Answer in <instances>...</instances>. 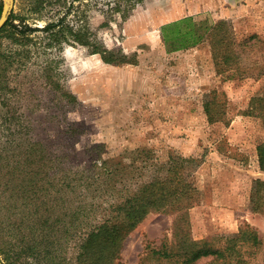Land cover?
Instances as JSON below:
<instances>
[{
	"label": "rangeland",
	"instance_id": "374dc122",
	"mask_svg": "<svg viewBox=\"0 0 264 264\" xmlns=\"http://www.w3.org/2000/svg\"><path fill=\"white\" fill-rule=\"evenodd\" d=\"M58 1L32 13L34 0H15L13 12L38 28L67 14L66 23L75 31L87 26L92 45L126 63L110 65L91 46L56 45L46 33L30 34L33 41L25 49L31 55L23 59L25 66L16 62L7 68L3 85L8 89L0 95L2 232L14 237L30 231L16 227L35 210L33 197L16 194L20 187L24 190V176L30 184L36 172L69 174L90 169L100 154L117 159L148 148L158 162L168 161L170 154L202 161L193 175L201 202L189 211L194 239H217L246 223L264 239V213L253 212L250 204L254 180L264 181L257 155L264 130L259 118L247 114L251 100L264 94V0H145L126 22L116 13L111 21L108 6L114 0H65V6ZM4 5L0 0L2 11ZM185 18H192L201 35L215 23H231L241 72L232 79L227 78L231 70L218 73L209 39L177 51L165 45L161 28ZM2 41L5 52L18 48L9 39ZM61 90L75 99H66ZM214 90L226 103L229 124H211L204 112L206 96ZM33 145L43 148L42 163L48 168ZM30 152L35 157L28 158ZM9 171L15 174L12 182ZM52 219L56 232V217ZM177 219L149 215L126 241L122 263L138 264L148 245L159 247L172 239ZM75 254L72 244L68 256ZM0 259L8 263L3 255ZM17 264L38 263L27 258Z\"/></svg>",
	"mask_w": 264,
	"mask_h": 264
},
{
	"label": "trees",
	"instance_id": "16d2710c",
	"mask_svg": "<svg viewBox=\"0 0 264 264\" xmlns=\"http://www.w3.org/2000/svg\"><path fill=\"white\" fill-rule=\"evenodd\" d=\"M114 1L108 6L112 13L111 21H115L113 14L116 13L126 22L131 11L145 0ZM123 2L125 5H121ZM51 4L50 0H34L31 12H39ZM62 4L65 6L66 1ZM1 15L2 8L0 18ZM66 17L67 14L38 28L31 27L24 17L12 12L0 30V95L3 89H8L3 85L7 68L16 62L25 66L23 59L31 55L25 49L33 41L31 33H46L56 45L77 43L91 46L93 54H98L110 65L126 63L117 61L107 49L92 45L88 27L75 31L66 23ZM192 22V18H185L162 27L163 43L177 51L195 47L209 39L218 73L224 75L231 70L233 73L227 76L228 79H232L235 72L240 73L242 59L231 23L220 21L207 27L205 35H201V28L193 26ZM3 38L18 48L11 52L3 51ZM244 72L243 69L241 78L246 77ZM61 94L66 99H75L74 95L63 90ZM206 98L204 112L209 123L224 121L229 124L226 103L221 100L220 93L211 91ZM247 114L259 118L264 130V94L251 100ZM32 149L37 152L43 167L48 168L42 163L46 160L43 148L33 145ZM35 152H30L28 158L35 157ZM155 154L148 148L126 153L117 159L100 154L90 169L73 170L69 174L54 170L50 176L40 171L35 173L30 184L26 182L29 177L24 176V190L20 187L15 191L24 199L33 197L35 210L30 211L32 217L22 220L16 227L24 226L30 231L10 237L0 229V255L4 256L7 264H17L27 258L36 260L38 264H123L122 251L130 235L149 215L163 214L178 217L173 227V238H166L159 247L148 245L138 264H264V239L250 224L246 223L237 232L217 239L196 240L192 237L189 211L199 205L202 198L193 175L202 161L170 154L168 161L158 162L159 157L155 158ZM130 155L132 157L125 160ZM257 155L260 170L264 172V142L257 147ZM29 173L26 171L27 176ZM8 175V182H12L15 174L9 171ZM44 182L48 185H43ZM250 201L253 212L264 213L263 180H254ZM52 217H56V232L52 227ZM80 226L83 234L78 236ZM38 237L40 249L35 244ZM71 243L76 254L69 258Z\"/></svg>",
	"mask_w": 264,
	"mask_h": 264
},
{
	"label": "water",
	"instance_id": "95a60500",
	"mask_svg": "<svg viewBox=\"0 0 264 264\" xmlns=\"http://www.w3.org/2000/svg\"><path fill=\"white\" fill-rule=\"evenodd\" d=\"M14 4L15 0H5V5L0 18V30L5 26V24L9 20L14 9ZM0 264H4L1 259Z\"/></svg>",
	"mask_w": 264,
	"mask_h": 264
}]
</instances>
